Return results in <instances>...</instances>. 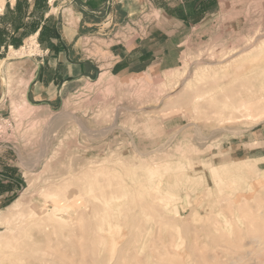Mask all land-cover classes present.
<instances>
[{
  "label": "rangeland",
  "instance_id": "obj_1",
  "mask_svg": "<svg viewBox=\"0 0 264 264\" xmlns=\"http://www.w3.org/2000/svg\"><path fill=\"white\" fill-rule=\"evenodd\" d=\"M223 1L170 57L53 106L26 96L39 43L0 48V157L22 176L0 264H264V0Z\"/></svg>",
  "mask_w": 264,
  "mask_h": 264
},
{
  "label": "crops",
  "instance_id": "obj_2",
  "mask_svg": "<svg viewBox=\"0 0 264 264\" xmlns=\"http://www.w3.org/2000/svg\"><path fill=\"white\" fill-rule=\"evenodd\" d=\"M223 2L154 0L146 13L145 0H0V48L39 43L41 54L33 58L37 66L28 79L26 96L31 103L53 106L77 81L103 72H129L142 63L148 70L170 57L173 48H181L223 10ZM138 14L141 17L134 19ZM130 22L144 29L142 37L116 41L121 31L130 33ZM20 177L13 162L0 157V203L19 192Z\"/></svg>",
  "mask_w": 264,
  "mask_h": 264
},
{
  "label": "bare ground",
  "instance_id": "obj_3",
  "mask_svg": "<svg viewBox=\"0 0 264 264\" xmlns=\"http://www.w3.org/2000/svg\"><path fill=\"white\" fill-rule=\"evenodd\" d=\"M1 6V5H0ZM1 8V7H0ZM260 46L261 47H263L264 46V42L263 43H261L260 44ZM261 47H260V49H261ZM260 49H259V51H260ZM254 50V49H253ZM252 51V50H251ZM258 53V52H257ZM259 54H260V52H259ZM91 192V191H90ZM89 192V193H90ZM47 195V194H46ZM44 196V195H43ZM55 197V196H54ZM106 203H107V201H106ZM109 205V204H108ZM109 206H111V205H109ZM59 207L58 206H56L55 208H53L52 209V211H50V213H51V217H54V218H62V217H60V210H62L61 209V207L58 209ZM49 212V211H48ZM30 213V212H29ZM28 213V214H29ZM33 213V212H32ZM32 213H30V215L32 214ZM47 213V212H46ZM202 213V212H201ZM35 214V213H34ZM36 215V214H35ZM33 214H32V218H33ZM42 216V215H41ZM45 218V217H44ZM40 219V218H39ZM50 219V218H49ZM53 219V218H52ZM54 220V219H53ZM78 221V220H77ZM42 222V221H41ZM49 222H50V220H49ZM59 222V221H58ZM61 222V221H60ZM225 223L226 224H228V231L230 232V233H232V231H233V229L231 228V223H229L228 222V220H225ZM31 224V223H30ZM42 224V223H41ZM31 225H33V224H31ZM65 225V224H64ZM45 226V225H44ZM227 227V226H226ZM10 228V227H9ZM13 228V227H12ZM44 228V227H43ZM10 230V229H9ZM11 230H13V229H11ZM18 230V229H17ZM13 232H14V230H13ZM54 232V231H53ZM68 234V233H67ZM34 237V236H33ZM39 237V236H38ZM220 237V236H219ZM255 240H257V238L255 237ZM176 243H175V247L177 248V249H183L184 247H185V245H186V239L185 238H183V237H179L176 241H175ZM172 243V242H171ZM230 243V242H229ZM33 244V243H32ZM232 246V245H231ZM234 248V247H233ZM28 249V248H27ZM33 249V248H32ZM23 250V249H22ZM25 250V249H24ZM184 250V249H183ZM28 252V251H27ZM57 252V251H56ZM45 253V252H44ZM168 253V252H167ZM166 253V254H167ZM10 254V253H9ZM12 254V253H11ZM11 254H10V256H11ZM14 255V254H13ZM12 255V256H13ZM16 255H19V254H16ZM62 255V254H61ZM21 256V255H20ZM32 256V255H31ZM162 256V254L160 255V257ZM166 256V255H165ZM177 256H181V254H178ZM24 257V256H23ZM33 257V256H32ZM149 257V256H148ZM147 257V258H148ZM151 257V256H150ZM169 257V256H168ZM28 258V257H27ZM30 258V257H29ZM34 258V257H33ZM171 258V257H170ZM175 258V257H174ZM177 258V257H176ZM11 259H12V257H11ZM14 259H17L16 257H14ZM18 259H20V258H18ZM149 259V258H148ZM148 259H147V261H148ZM152 259V258H151ZM178 259V260H177ZM176 259V261H177V263H176V261H175V264H185V262L182 260V257H180V258H177ZM24 260V259H23ZM33 259H31V261H32ZM38 260H40V259H38ZM159 260H161V259H159ZM163 260V259H162ZM185 260V259H184ZM30 261V262H31ZM18 262V261H17ZM159 262V261H158ZM165 262V261H164ZM168 262H170V261H168ZM203 262H205V261H203ZM16 263V262H15ZM36 263V262H35ZM148 263V262H147ZM174 263V262H173ZM192 262L191 261H189V260H187V264H191ZM149 264V263H148ZM198 264V263H197ZM200 264V263H199Z\"/></svg>",
  "mask_w": 264,
  "mask_h": 264
}]
</instances>
